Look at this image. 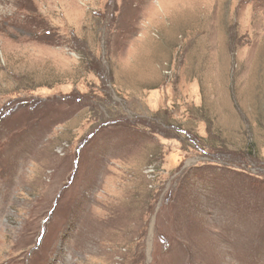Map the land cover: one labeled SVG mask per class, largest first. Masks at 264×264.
Masks as SVG:
<instances>
[{"label": "rangeland", "instance_id": "1", "mask_svg": "<svg viewBox=\"0 0 264 264\" xmlns=\"http://www.w3.org/2000/svg\"><path fill=\"white\" fill-rule=\"evenodd\" d=\"M0 264H264V0H0Z\"/></svg>", "mask_w": 264, "mask_h": 264}]
</instances>
